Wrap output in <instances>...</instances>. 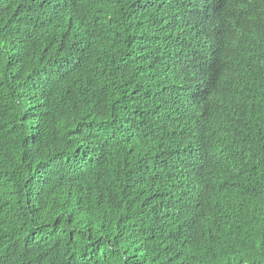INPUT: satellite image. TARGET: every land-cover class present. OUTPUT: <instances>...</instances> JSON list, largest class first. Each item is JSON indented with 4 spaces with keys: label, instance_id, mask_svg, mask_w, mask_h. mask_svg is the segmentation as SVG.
I'll list each match as a JSON object with an SVG mask.
<instances>
[{
    "label": "trees",
    "instance_id": "trees-1",
    "mask_svg": "<svg viewBox=\"0 0 264 264\" xmlns=\"http://www.w3.org/2000/svg\"><path fill=\"white\" fill-rule=\"evenodd\" d=\"M0 264H264V0H0Z\"/></svg>",
    "mask_w": 264,
    "mask_h": 264
}]
</instances>
